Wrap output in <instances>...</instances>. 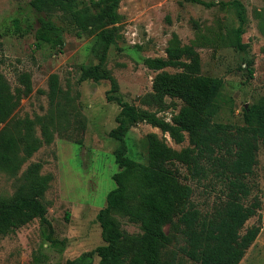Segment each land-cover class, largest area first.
<instances>
[{
	"label": "trees",
	"instance_id": "trees-1",
	"mask_svg": "<svg viewBox=\"0 0 264 264\" xmlns=\"http://www.w3.org/2000/svg\"><path fill=\"white\" fill-rule=\"evenodd\" d=\"M79 1L31 0L33 9L45 14L38 19L36 46L63 49L68 28L53 18L51 12L55 10L68 17L78 36L91 30L96 32L91 50L99 62L83 64L81 79L96 82L108 79L111 83L113 94L108 98L116 100L121 107L118 125L110 132L118 142L114 156L119 170L113 175L115 187L107 194L106 206L97 214L104 243L65 264H93L95 255L99 264H178L177 253L169 247L179 238L184 242L183 255L197 264H240L261 231L260 225L245 229L246 222L258 210L264 211L259 197L251 198L253 186L249 180L258 164V153L264 148V97L244 108L243 124L217 120L225 82L203 74L196 45L184 44L174 32L166 57L158 59L162 70L154 78L153 90L141 97L146 108L125 101L118 94L117 79L105 67L108 50L117 38L115 24L121 18L118 13L121 0H91L82 6ZM185 1L206 7L217 4L206 0ZM220 5L233 10L238 20L232 30L231 44L245 50L247 44L242 36L248 24L246 5L241 0L221 1ZM261 30L264 32V20ZM15 32H28L21 27L19 18L15 19ZM252 64L248 62L249 66ZM167 67L177 71L165 70ZM249 71L252 76L253 69ZM18 80L21 85L13 88L0 69V170L14 175L42 146L53 143L55 133L79 144L83 141L82 137L73 135L77 129L61 118L63 114L66 118L73 114L68 106L75 99L62 87L58 74L53 73L49 78L48 112L35 119L13 116L21 99L33 92L29 72L20 73ZM175 99L182 105L167 120L160 113L176 105ZM141 122L158 127L177 144L188 140V145L178 150L166 139L150 133L145 138V160H136L128 154L126 135ZM37 125L41 128L40 137L36 133ZM182 167L194 179L214 176L221 182L222 194L211 211L204 212L194 202V189L184 181ZM41 169L40 162L30 163L19 177L15 193L0 196V236L11 234L28 222L18 202L28 196H45L53 175L42 174ZM119 217L139 225L141 232L124 229Z\"/></svg>",
	"mask_w": 264,
	"mask_h": 264
},
{
	"label": "rangeland",
	"instance_id": "rangeland-1",
	"mask_svg": "<svg viewBox=\"0 0 264 264\" xmlns=\"http://www.w3.org/2000/svg\"><path fill=\"white\" fill-rule=\"evenodd\" d=\"M206 1L217 4L206 7L185 0L120 1L121 18L115 24L117 38L108 50L105 67L117 79L118 94L125 101L146 108L141 97L153 90L154 78L162 70L158 59L166 57L168 42L175 32L184 44L196 45L201 55L202 73L225 82L217 120L243 124L244 108L264 97V32L261 30L264 0H241L248 15L246 32L242 36L247 44L245 50L231 44L232 30L237 27L238 20L233 10L220 5L221 1L230 0ZM90 2L80 0L79 4ZM43 15L33 9L31 0H0V69L13 88L21 85L18 79L22 72H29L33 81V92L21 99L13 116L35 119L45 115L49 110V78L56 73L62 87L75 99L68 106L73 114L68 118L63 114L61 118L77 129L73 135L82 137L83 141L79 144L55 133L53 143L35 152L16 175L0 170V196L15 193L18 179L30 163L40 162L41 173L53 175L43 198L28 196L18 202L28 222L13 233L0 236V264H65L102 245L97 214L106 206L107 194L115 187L113 175L119 170L114 156L118 142L110 132L118 125L121 107L116 100L108 98L113 94L111 83L108 79L98 82L81 79L83 64L99 62L91 50L96 32L91 30L78 36L68 17L55 10L51 12L53 18L68 28L66 43L61 51L50 45L37 47L35 30ZM16 18L27 33L15 32ZM249 61L253 62L251 66ZM249 68L253 69L252 76ZM165 70L177 71L173 67ZM175 103L160 115L171 120L182 105L178 99ZM80 120L85 123L83 128H79ZM36 133L41 136L39 125ZM150 133L166 139L178 150L188 145V140L177 144L158 127L141 122L132 126L126 135L129 156L145 160V138ZM182 170L184 181L194 189L196 205L204 212L211 211L222 194L221 182L214 176L197 180L185 167ZM249 180L253 186L251 198L258 196L264 203V148L258 153V164ZM119 219L127 231L141 232L139 225L126 217ZM253 225H260L261 231L240 264H264L262 209L246 222L245 229ZM183 244V239L179 238L169 247L177 253L178 264H197L183 255ZM93 264H99L97 255Z\"/></svg>",
	"mask_w": 264,
	"mask_h": 264
}]
</instances>
